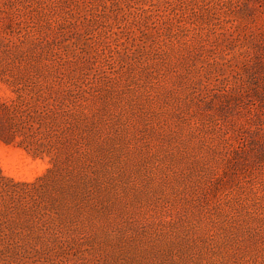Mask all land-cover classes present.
Returning a JSON list of instances; mask_svg holds the SVG:
<instances>
[{"label": "rangeland", "instance_id": "1", "mask_svg": "<svg viewBox=\"0 0 264 264\" xmlns=\"http://www.w3.org/2000/svg\"><path fill=\"white\" fill-rule=\"evenodd\" d=\"M0 264H264V0H0Z\"/></svg>", "mask_w": 264, "mask_h": 264}]
</instances>
